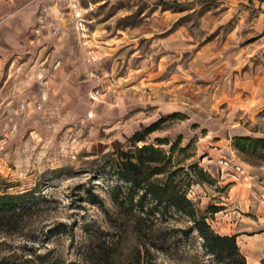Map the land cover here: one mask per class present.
<instances>
[{
  "label": "rangeland",
  "instance_id": "1",
  "mask_svg": "<svg viewBox=\"0 0 264 264\" xmlns=\"http://www.w3.org/2000/svg\"><path fill=\"white\" fill-rule=\"evenodd\" d=\"M12 1L34 44L0 49V197L28 208L0 218V264H222L187 216L116 206L114 163L160 148L156 179L216 232L228 182L206 170L207 147L225 168L264 169V1Z\"/></svg>",
  "mask_w": 264,
  "mask_h": 264
},
{
  "label": "trees",
  "instance_id": "2",
  "mask_svg": "<svg viewBox=\"0 0 264 264\" xmlns=\"http://www.w3.org/2000/svg\"><path fill=\"white\" fill-rule=\"evenodd\" d=\"M156 123L148 126L145 131L154 130ZM134 142L143 139V133L133 134ZM237 139L250 140L249 136H239ZM264 143V138L254 141ZM167 157L163 151L152 144L135 146L133 150L117 151L114 163L116 182L110 189L112 202L125 209V214L138 220L159 214L160 209L172 208L187 216L192 221L191 229L197 231L203 240L206 251L222 264H247L245 256L240 252L235 235H222L215 232L206 217L199 215L197 209L184 191L172 186L169 180L161 182L156 176L164 173ZM17 197H0V218L12 214H21L28 207H19ZM16 201V202H15ZM18 208V209H17ZM8 217V216H7ZM101 258L111 263L113 253L108 246H100ZM139 260V259H138Z\"/></svg>",
  "mask_w": 264,
  "mask_h": 264
},
{
  "label": "crops",
  "instance_id": "3",
  "mask_svg": "<svg viewBox=\"0 0 264 264\" xmlns=\"http://www.w3.org/2000/svg\"><path fill=\"white\" fill-rule=\"evenodd\" d=\"M17 4L12 0L0 1V49L4 55L34 44V39L28 35L32 16H29V9H18ZM12 63L15 62L12 61L11 66ZM221 151L208 146L205 156L210 175L214 176L212 170L215 168L220 180L228 182L222 196H218L220 200L212 201L221 207H214L215 219L211 221L219 225L216 229L219 234L236 236L247 264H264V169L243 166L234 169L229 165L225 168L220 162V157H224ZM209 190L206 188V196ZM218 193L214 192L213 196Z\"/></svg>",
  "mask_w": 264,
  "mask_h": 264
},
{
  "label": "built area",
  "instance_id": "4",
  "mask_svg": "<svg viewBox=\"0 0 264 264\" xmlns=\"http://www.w3.org/2000/svg\"><path fill=\"white\" fill-rule=\"evenodd\" d=\"M262 1H264V0H262ZM209 223V222H208Z\"/></svg>",
  "mask_w": 264,
  "mask_h": 264
}]
</instances>
